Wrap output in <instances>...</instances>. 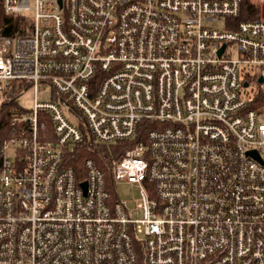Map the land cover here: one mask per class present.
I'll return each mask as SVG.
<instances>
[{"label":"built area","instance_id":"obj_1","mask_svg":"<svg viewBox=\"0 0 264 264\" xmlns=\"http://www.w3.org/2000/svg\"><path fill=\"white\" fill-rule=\"evenodd\" d=\"M252 2L257 15L235 21L243 0H2L31 14L0 34V264H264ZM85 136L128 142L112 176L138 185L140 217L92 157L81 177L65 165Z\"/></svg>","mask_w":264,"mask_h":264},{"label":"trees","instance_id":"obj_2","mask_svg":"<svg viewBox=\"0 0 264 264\" xmlns=\"http://www.w3.org/2000/svg\"><path fill=\"white\" fill-rule=\"evenodd\" d=\"M256 15L255 3L252 0H243L241 13L235 18V21L252 18ZM27 22L29 23L23 14H5L2 7V0H0V34L8 36L22 34L25 32L24 26ZM249 107L259 112H264V90L259 89L256 91L249 102ZM127 145L128 142H117L110 144L99 143L94 146L89 143L87 136H85L81 143L65 148L64 163L65 165L73 167L77 171V175L81 177L83 175V159L92 157L105 173L107 189L112 193L111 189L115 183L112 176V164L122 149Z\"/></svg>","mask_w":264,"mask_h":264},{"label":"rangeland","instance_id":"obj_3","mask_svg":"<svg viewBox=\"0 0 264 264\" xmlns=\"http://www.w3.org/2000/svg\"><path fill=\"white\" fill-rule=\"evenodd\" d=\"M31 14V11L23 13L25 18H28ZM28 20V19H27ZM216 27L223 26V19H219L217 21H213L210 23ZM25 28H29V23L24 26ZM48 87L40 85L37 91V95L40 97L46 94ZM264 90V89H263ZM46 96V95H45ZM33 97L34 92L31 88L27 89L19 98L18 105L24 109H30L33 105ZM47 98V97H46ZM142 185L147 188L146 183H142ZM112 200H120L124 202L127 208L130 210L131 215L133 217H140L141 211L136 208L137 198L139 196V187L138 185L131 184L125 181H117L114 183V186L111 189Z\"/></svg>","mask_w":264,"mask_h":264},{"label":"water","instance_id":"obj_4","mask_svg":"<svg viewBox=\"0 0 264 264\" xmlns=\"http://www.w3.org/2000/svg\"><path fill=\"white\" fill-rule=\"evenodd\" d=\"M221 50H222V48L220 49V51H221ZM259 80H262V79L259 78ZM81 185H82L83 187H85V182H82Z\"/></svg>","mask_w":264,"mask_h":264}]
</instances>
